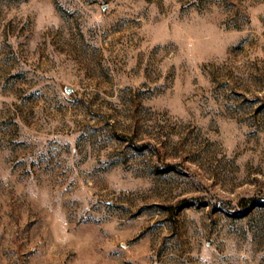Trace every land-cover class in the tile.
I'll use <instances>...</instances> for the list:
<instances>
[{
  "label": "rangeland",
  "instance_id": "obj_1",
  "mask_svg": "<svg viewBox=\"0 0 264 264\" xmlns=\"http://www.w3.org/2000/svg\"><path fill=\"white\" fill-rule=\"evenodd\" d=\"M0 264H264V0H0Z\"/></svg>",
  "mask_w": 264,
  "mask_h": 264
},
{
  "label": "trees",
  "instance_id": "obj_2",
  "mask_svg": "<svg viewBox=\"0 0 264 264\" xmlns=\"http://www.w3.org/2000/svg\"><path fill=\"white\" fill-rule=\"evenodd\" d=\"M242 203H245V200H242ZM244 205H246V204H244Z\"/></svg>",
  "mask_w": 264,
  "mask_h": 264
}]
</instances>
